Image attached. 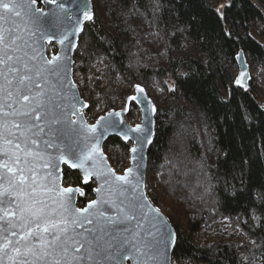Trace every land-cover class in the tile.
Here are the masks:
<instances>
[{
    "label": "trees",
    "instance_id": "16d2710c",
    "mask_svg": "<svg viewBox=\"0 0 264 264\" xmlns=\"http://www.w3.org/2000/svg\"><path fill=\"white\" fill-rule=\"evenodd\" d=\"M213 1L223 0H91L94 20L83 25L74 65L86 79L81 95L93 105L86 110L90 120L120 106L133 84L147 91L161 87L166 76L176 83L154 115L147 155L150 181L146 177V191L156 207L174 204L184 213L182 232L167 216L180 235L171 263L264 264V106L258 97L264 94V45L250 35L255 25L264 34V0H226L231 6L223 24L216 22L220 4ZM239 49L259 68V83L251 79L246 89L233 84ZM178 123L189 129L178 148L182 160L170 146ZM123 146L117 137L105 142L113 158ZM181 161L198 165V175L181 178ZM72 172L64 169L63 180L81 186ZM84 191L77 199L81 205L92 197L88 185ZM216 221L233 226L244 241L199 243L194 234Z\"/></svg>",
    "mask_w": 264,
    "mask_h": 264
},
{
    "label": "snow or ice",
    "instance_id": "6c2138e0",
    "mask_svg": "<svg viewBox=\"0 0 264 264\" xmlns=\"http://www.w3.org/2000/svg\"><path fill=\"white\" fill-rule=\"evenodd\" d=\"M45 2L55 8L44 12L33 7L36 0H0V264H170L180 235L147 202L139 163L116 175L98 155L100 140L112 132L137 162L152 142L148 117L158 109L136 83L121 111L88 125L83 110L93 105L75 91L67 53L94 13L87 0L68 7L64 0ZM230 6L215 9L217 23L227 21ZM45 41L58 42L60 53L45 57ZM247 78L242 62L235 84L243 87ZM167 90L175 92V81ZM136 106L144 121L133 127L124 116ZM241 164L251 167L248 160ZM61 165L78 170L72 174L82 185L99 181L97 198L86 207L74 205L77 194H86L82 187L62 186ZM260 199L264 204V193Z\"/></svg>",
    "mask_w": 264,
    "mask_h": 264
},
{
    "label": "rangeland",
    "instance_id": "374dc122",
    "mask_svg": "<svg viewBox=\"0 0 264 264\" xmlns=\"http://www.w3.org/2000/svg\"><path fill=\"white\" fill-rule=\"evenodd\" d=\"M252 1L257 3V0H252ZM36 2L38 4V6H39L40 5V0H36ZM213 2H215V1H213ZM225 2H226V0H223L221 2H215V6H217L218 4H221V3H225ZM260 31H261L260 26L259 25H255L254 27H252L250 29V35L252 36V38L255 41H257L260 44L264 45V34H261ZM55 51H56V48H55V45L53 43L46 45V54H47V56H49L52 53H55ZM247 60H248L249 66H250L251 77H252L253 81H255L256 84H258L259 83L258 82V80H259V68L255 64L251 63V61L248 58H247ZM234 76H235V74H234ZM82 77L79 76V74L77 73L76 65H74V59H73V80H74L75 84L78 87V90H79L81 98H82L81 92L83 91V88H84V81L86 82V79L84 78V76H82ZM89 80H90V77L88 75V81ZM162 83H163V85H161V87L158 86L157 84L154 87H152L153 89H151V90H153V91H151L150 89L147 90V94H148L149 98L156 105L157 109H159L164 104V102L167 103V101H168L167 100V96H168L167 94H168L169 91L167 90V87H168L169 84L172 83L171 76H166L164 81H162ZM262 87H263V92H264V84H263ZM125 89H127V88L125 87ZM133 91H134V89L127 90V96L132 94ZM258 97H259V100L262 103V106H264V94L263 95H258ZM83 100L86 103H88L86 99H83ZM124 101H123V103L120 106H118L117 108L112 109V110H121L123 108ZM86 110L84 111L85 117H86L87 122L90 123V124H93L98 119V117H100V116H102L103 114L106 113V112L96 113V118L94 120L93 119L90 120V119H87ZM109 111H111V110H109ZM124 119H125V121L128 124H130L132 126L136 125V124H139L140 118H139L138 108L137 107L133 108L130 113H128V114H126L124 116ZM154 123H155V121H154ZM188 131H189V129L187 130V126L185 127L184 124L178 123V125L176 126L175 134L172 137L173 140L170 143V146L173 145L172 149L175 150L176 155H178L181 160H182V155L180 157V153L178 151V148L181 149L183 147L182 144L185 143L186 136H188V134H189ZM105 142L103 144V153H104V155L106 156L109 164L115 170V172L117 174H122V172L128 166L127 145L123 146V148H124L123 150L120 149V150L117 151L115 149L116 155L114 156L115 158H113L111 153H110V150L106 149ZM118 154H119V156H118ZM181 154H182V151H181ZM173 155H175L174 152H173ZM115 161H121V162H120V164L116 165ZM181 162H182V165H183V167H182L183 170L181 171L182 173L179 174V176L181 178H183L184 176H192V177H194V176L198 175V173L195 174V172L198 169V165H196L192 161H181ZM64 169H68V168L67 167H63V177H64ZM199 173L201 174V172H199ZM147 176H149V181H150V171L148 172L147 165H146L145 188H146V177ZM180 177H177V178L179 179ZM63 185L64 186H69L67 183H65L64 180H63ZM87 185L89 186V188H91V190L94 187V183L93 182H89ZM158 190H159V192H161V195H162L163 194V190H162V186L161 185H158ZM163 197H164V195H163ZM92 198L93 197L89 198L87 201L92 200ZM164 202H165L166 205L169 204L168 201L165 198H164ZM77 206L78 207H82L83 205H81V204H79L77 202ZM157 208L166 217L171 215L173 217V220L178 223L179 228L182 229L181 232L186 230V227H185L186 226V222L183 219L184 218V213H183L182 208L180 206H177V205H174V204H169L167 206V208H165V207H157ZM210 227L211 228H209V229H202L201 231H198V232H196L194 234L195 235V239L199 243H206L207 244V243H211L213 241H225V242L241 243L245 239L243 234L240 231H238L237 229H235L233 226H231L230 224H228L226 222H223V221L212 222Z\"/></svg>",
    "mask_w": 264,
    "mask_h": 264
},
{
    "label": "water",
    "instance_id": "95a60500",
    "mask_svg": "<svg viewBox=\"0 0 264 264\" xmlns=\"http://www.w3.org/2000/svg\"><path fill=\"white\" fill-rule=\"evenodd\" d=\"M25 3H27V0H25ZM64 3H65V5H66V7H68V6H71V3H72V0H64ZM87 3H88V5H89V8H90V10L92 11V4H91V1L90 0H87ZM35 9H38V10H41V11H44V12H47V11H49V10H51V9H53V8H55V5H52V4H48V3H46L45 2V0H40V5L38 6V4H37V2L35 3V5L33 6ZM73 10H75V9H73ZM17 19H19V18H17ZM86 21H84L83 22V25H84V23H85ZM82 25V26H83ZM21 35L22 36H24L25 38H27L28 37V33L24 30V28L23 27H21ZM81 33V32H80ZM80 33L78 34V35H76L75 37H73L72 39H73V43L75 44V47L71 50V51H69L68 53H67V55L70 57V59H71V80L74 82V80H73V55H74V51H75V49H76V47H77V43H78V38H79V35H80ZM44 43V55H45V57H47L48 59H51L52 58V56H54V55H57V54H59L60 53V49H61V45L58 43V42H56V41H53L52 43L55 45V48H56V51H55V53H52V54H50L49 56H47V54H46V45L47 44H49V43H47L46 41L45 42H43ZM237 57H241L242 58V62H243V66H244V68L246 69V73H247V79H245L242 83H243V88H248V86H249V81H250V76H249V69H248V64H246V60L244 59V53H243V51L240 49V50H238V52H237V54L235 55V57H234V59H235V63H236V65H237V67H238V73H237V75H236V77H235V79H234V83H235V81L240 77V73H241V70H242V62H241V60H238L237 59ZM75 83V82H74ZM237 86H239V85H237ZM239 87H241V86H239ZM75 91L77 92V94H78V96L80 97V99L81 100H83L82 98H81V96H80V93H79V90H78V87H77V85H76V89H75ZM149 97V96H148ZM150 99V98H149ZM126 100V99H125ZM84 101V100H83ZM85 102V101H84ZM86 103V102H85ZM124 106V105H123ZM137 108H138V111H139V108H140V106H136ZM86 109H84L83 111H85ZM122 110V109H121ZM121 110H111L112 112H119V111H121ZM108 112H110V111H108ZM108 112H106L105 114H103L102 116H105V115H107V113ZM101 117V116H100ZM139 118H140V120H139V124L142 122V121H144V113L143 112H141V111H139ZM98 119H99V117H98ZM148 119H149V121H150V123H148L147 124V127H149L150 129H151V133H152V135H151V141H152V138H153V136H154V115H149V117H148ZM125 120V119H124ZM85 121L87 122V120H86V117H85ZM97 121V120H96ZM96 121L93 123V124H90V123H88L87 122V124L88 125H94L95 123H96ZM125 123L126 124H128L126 121H125ZM128 125H130V124H128ZM130 126H132V125H130ZM135 125H133V127H134ZM109 137H117L118 139H120L118 136H116L114 133H112V132H109V133H107L101 140H100V144H99V153H98V155H102V157H103V159L101 160V161H99V163H100V165L101 166H104V165H106L108 168H110L116 175H125L126 174V170L127 169H129V168H134L135 167V164L136 163H139V165H140V167L137 169V171H138V173L141 175V179H142V184H143V187H142V191L145 193V196H146V198H147V202L148 203H150L151 204V206L153 207V208H155V209H158V208H156L153 204H152V202L149 200V197H148V195H147V193H146V188H145V172H146V165H147V151H148V148H149V145L151 144H146L145 145V147H144V149H143V152H142V154H141V156H140V158L138 159V161L137 162H134L132 159H131V153L130 152H128V166H127V168L122 172V174H117L116 172H115V170L111 167V165L109 164V162H108V160H107V158H106V156L104 155V153H103V144H104V142L109 138ZM120 141H122L121 139H120ZM63 167H67L66 165H61V170H62V175H63ZM72 171H76V172H78V170H72ZM90 182H93L94 183V187H93V189H95L96 187H98L99 186V181H97L96 179H95V177H93L92 178V180H90ZM62 186L63 187H69V186H72V187H80V186H78V185H69V186H64L63 185V180H62ZM93 189H92V196H93V198H92V200H95L97 197H96V193L93 191ZM78 197H81V196H79V194H77L76 195V197H75V201H74V205H75V207H77V208H83V207H86V205L88 204V202H90V201H87L82 207H78L77 206V199H78ZM159 210V209H158ZM159 213H160V215L163 217V219L164 220H166L167 222H168V224H169V226L172 228V226H171V224H170V222H169V220H168V218L159 210ZM134 223L135 222H133V227H134ZM86 227H91L90 225H86ZM173 229V228H172ZM79 231H83V229H78ZM172 251H173V249L170 251V264H171V254H172ZM125 264H135V261H133V260H131V259H129V260H126L125 261Z\"/></svg>",
    "mask_w": 264,
    "mask_h": 264
},
{
    "label": "bare ground",
    "instance_id": "6f19581e",
    "mask_svg": "<svg viewBox=\"0 0 264 264\" xmlns=\"http://www.w3.org/2000/svg\"><path fill=\"white\" fill-rule=\"evenodd\" d=\"M91 1V0H90ZM92 4V3H91ZM92 12H93V7H92ZM81 34V33H80ZM80 36V35H79ZM78 40H79V38H78ZM78 44V43H77ZM240 50V49H239ZM243 51V50H242ZM238 52V51H237ZM237 52L235 53V55L237 54ZM243 53H244V51H243ZM235 55H234V57H235ZM244 59L246 60V64H248V60H247V56H246V54L244 53ZM234 63H235V59H234ZM248 69H249V76H250V81H249V84H250V82H251V79H252V77H251V72H250V66H249V64H248ZM237 73H238V67H237V65H236V63H235V76H233V84H234V86H237L235 83H234V79H235V77H236V75H237ZM241 88H243V87H241ZM243 89H245V88H243ZM253 95H254V97L256 98L257 96L255 95V93H252ZM154 133H155V123H154ZM153 138H154V136H153ZM153 138H152V142H153ZM151 142V143H152ZM151 145V144H150ZM150 145H149V147H150ZM148 150H149V148H148ZM147 155H148V151H147ZM146 159H148V156H147V158ZM147 193V192H146ZM148 195V194H147ZM150 200V199H149ZM151 201V200H150ZM152 202V201H151ZM153 204V203H152ZM154 205V204H153ZM155 206V205H154ZM156 207V206H155ZM157 208V207H156ZM173 228V227H172ZM174 230V229H173Z\"/></svg>",
    "mask_w": 264,
    "mask_h": 264
},
{
    "label": "flooded vegetation",
    "instance_id": "af4514ba",
    "mask_svg": "<svg viewBox=\"0 0 264 264\" xmlns=\"http://www.w3.org/2000/svg\"><path fill=\"white\" fill-rule=\"evenodd\" d=\"M81 187H82L83 189H85L86 185H82V184H81Z\"/></svg>",
    "mask_w": 264,
    "mask_h": 264
}]
</instances>
